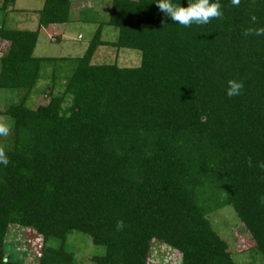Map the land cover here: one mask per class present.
Returning a JSON list of instances; mask_svg holds the SVG:
<instances>
[{"label":"trees","instance_id":"obj_1","mask_svg":"<svg viewBox=\"0 0 264 264\" xmlns=\"http://www.w3.org/2000/svg\"><path fill=\"white\" fill-rule=\"evenodd\" d=\"M154 2L112 0L77 58L34 55L43 28L72 21V0H45L36 30L0 29V89L22 94L0 108L11 122L0 135V264H20L5 253L12 226L42 237L39 264H77L72 231L106 249L95 264H148L153 241L181 264H237L209 219L227 206L264 260V36L254 34L264 0H219L222 18L190 27ZM108 26L115 42L103 40ZM104 46L140 52L141 65L94 64ZM58 62L70 65L63 91L29 107ZM229 80L243 83L240 95H226Z\"/></svg>","mask_w":264,"mask_h":264},{"label":"rangeland","instance_id":"obj_2","mask_svg":"<svg viewBox=\"0 0 264 264\" xmlns=\"http://www.w3.org/2000/svg\"><path fill=\"white\" fill-rule=\"evenodd\" d=\"M45 0H15L9 4L7 10H3L4 0H0V29L36 30L39 23L38 12L43 8ZM112 6V0H72L71 22L60 26L48 33V38L41 35L37 42L34 55L36 57L53 58H77L82 57L93 38L100 22L107 21ZM93 20L95 22H84ZM53 33V35H50ZM41 34V33H40ZM119 30L115 27H105L103 40L115 42ZM9 48L8 42L0 44V55ZM142 55L133 50H117L111 46L98 49L93 63L117 64L122 68H135L141 65ZM62 69L51 66L45 71L44 77L39 81L34 93L28 101V106L36 109L46 103L45 90L53 89L60 93L65 84V75L70 71L69 63L62 65ZM58 65L56 67H58ZM58 67V68H59ZM56 73L55 85L52 84V74ZM47 87V88H46ZM18 91L0 89V108L17 103L21 99ZM1 125L9 127L11 122L5 117L0 118ZM209 219L217 234L228 243L229 250L237 264H264L261 255L255 249V244L241 224L234 208L227 206L218 212L210 214ZM50 246L58 247L60 242L52 239ZM67 245L74 254L77 264H95V257L104 256L106 249L96 246L91 238L82 233L72 231L68 234ZM42 237L33 230L12 226L6 238V257L20 264H39ZM148 264H181V256L178 252L159 241L152 242Z\"/></svg>","mask_w":264,"mask_h":264},{"label":"clouds","instance_id":"obj_3","mask_svg":"<svg viewBox=\"0 0 264 264\" xmlns=\"http://www.w3.org/2000/svg\"><path fill=\"white\" fill-rule=\"evenodd\" d=\"M160 12L164 13L173 23L184 27L191 25H207L213 18H222L223 11L219 0H191L187 7H182L173 2V0H155L154 2ZM240 0H232L233 5H239ZM255 17L252 20L255 21ZM253 34L252 30H247L244 35ZM256 36H264V28H257L254 31ZM243 83L237 80L227 81L226 95L231 98L241 94ZM10 129L6 125H0V135H8ZM9 159L7 155L0 151V166H7ZM251 164V161H249ZM260 167L264 168V164ZM122 223L117 227H122Z\"/></svg>","mask_w":264,"mask_h":264},{"label":"crops","instance_id":"obj_4","mask_svg":"<svg viewBox=\"0 0 264 264\" xmlns=\"http://www.w3.org/2000/svg\"><path fill=\"white\" fill-rule=\"evenodd\" d=\"M60 26H63V24L51 25L48 28H43L41 30L40 36L41 35H44V36H46V38H48V33H50L51 31H53L55 28H59ZM64 26H66V25L64 24ZM50 35H53V33H51Z\"/></svg>","mask_w":264,"mask_h":264}]
</instances>
